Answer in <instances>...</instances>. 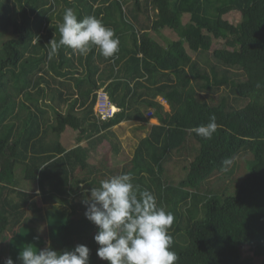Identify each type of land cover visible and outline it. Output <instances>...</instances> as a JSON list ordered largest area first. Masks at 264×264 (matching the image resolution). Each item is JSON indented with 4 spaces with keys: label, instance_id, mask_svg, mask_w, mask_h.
Listing matches in <instances>:
<instances>
[{
    "label": "trees",
    "instance_id": "16d2710c",
    "mask_svg": "<svg viewBox=\"0 0 264 264\" xmlns=\"http://www.w3.org/2000/svg\"><path fill=\"white\" fill-rule=\"evenodd\" d=\"M69 8L112 29L118 53L62 46L50 55ZM163 30L175 33L167 46ZM104 98L111 117L95 111ZM212 115L211 139L189 131ZM125 121L149 133L111 165L94 149L108 139L117 155L111 128ZM66 128L77 131L70 150L59 140ZM122 173L174 215L178 264H264V0H0V264L5 243L28 228L44 247L83 244L90 264H107L84 213L91 189Z\"/></svg>",
    "mask_w": 264,
    "mask_h": 264
},
{
    "label": "clouds",
    "instance_id": "9594fccd",
    "mask_svg": "<svg viewBox=\"0 0 264 264\" xmlns=\"http://www.w3.org/2000/svg\"><path fill=\"white\" fill-rule=\"evenodd\" d=\"M60 39L51 40L50 55L62 46L78 54L99 48L105 58L119 51V38L100 19L87 16L78 20L72 9H66L58 25ZM218 124L215 115L207 124L189 129L204 139H211ZM131 173H122L100 182L91 189L92 202L87 203L85 218L97 226L93 237L98 245L96 256L107 264H178L179 256L172 250L173 237L169 229L174 215L157 206L156 197L147 190H137ZM39 239V237H34ZM90 249L83 244L71 250L57 251L49 245L37 248L25 246L19 252L20 264H90ZM3 264H15L11 256Z\"/></svg>",
    "mask_w": 264,
    "mask_h": 264
},
{
    "label": "crops",
    "instance_id": "0c3cea01",
    "mask_svg": "<svg viewBox=\"0 0 264 264\" xmlns=\"http://www.w3.org/2000/svg\"><path fill=\"white\" fill-rule=\"evenodd\" d=\"M79 72L75 75L76 77L81 78L83 76V70L80 67ZM68 77H70V80H68V82H66V85L69 87H75L74 85V81H72V77L71 75H69ZM74 77V76H73ZM85 88V87H84ZM87 88V87H86ZM76 97H72V99H75ZM49 100L52 99H47L46 101L48 102ZM157 103H160L164 109V111H169V105L168 103L162 98V97H156L154 99ZM64 105L62 106L63 109ZM76 111H80L81 112L84 109L79 108V104L76 106ZM148 110H153V108H149ZM147 110V111H148ZM150 123L151 124H157V121L153 118H150ZM142 124L135 122V123H131V122H121L119 125L117 126H113L111 128L112 131V140L114 141V137L116 138V140H119L120 142V151L117 155H115L114 153H112V149H111V145H110V141L107 140H103L100 144H97V146L95 147L94 151L96 152V154H104V153H108L110 152L111 155L109 156L110 162L109 164H117L119 166H121L122 164L125 163V161H127L126 159L124 161L120 162L121 157H123V155L129 156V159L132 157V151L135 148L137 142L139 141L140 138H144L148 133H149V129L146 127H142ZM60 144L61 146L65 149V150H70L72 148H75L77 145V131L72 130L71 128H66L64 132H62L61 137H60ZM81 146H85L86 142L84 140L80 141L79 143ZM105 146H109L107 148H105ZM94 151L92 150L91 153L93 154ZM109 151V152H108ZM128 151H131L130 153ZM95 155V153L93 154ZM111 157H114L113 159Z\"/></svg>",
    "mask_w": 264,
    "mask_h": 264
},
{
    "label": "rangeland",
    "instance_id": "374dc122",
    "mask_svg": "<svg viewBox=\"0 0 264 264\" xmlns=\"http://www.w3.org/2000/svg\"><path fill=\"white\" fill-rule=\"evenodd\" d=\"M223 16L227 20L234 22V23H237L242 18V15H240L238 12H229L227 14L225 13V14H223ZM163 35L165 37L164 41H162V44L164 46H167V44H169L171 42V40H172L171 37L172 38L175 37V33L170 31V30H163ZM213 46L214 47L222 46V42L220 43V42L214 40ZM107 147H109V146H105V148H107ZM128 152L130 153L131 151H128ZM109 155H111L110 152H109ZM111 158L113 159L114 157H111ZM126 158H127V156L123 155V157H121V159H120V162L124 161ZM31 187L32 186L30 185V188ZM37 201H38V204L40 205L41 201L39 200V198ZM43 209H45V206ZM45 224H46V232L48 234V231H50V226L46 222L43 224V227H42L43 229L45 227ZM36 233H40V232L38 230H35V234ZM32 236H33V229L28 228L23 233H20L18 236L14 237L11 241L8 240L5 243L6 247H4V250H3L4 258L11 256L13 258V260L15 261V264H20V261L18 259V255H19V252L23 249V247L34 245L35 247H37L39 249V248H43L44 247L43 244H46L48 242V240L46 241V240H43L42 238H39L38 240L34 239V238H32ZM240 251H241V254L243 257H245V258L252 257V253L249 251V249L246 246H242L240 248ZM252 258L254 259L255 263L261 264L260 258H254V257H252Z\"/></svg>",
    "mask_w": 264,
    "mask_h": 264
},
{
    "label": "built area",
    "instance_id": "2783aa9c",
    "mask_svg": "<svg viewBox=\"0 0 264 264\" xmlns=\"http://www.w3.org/2000/svg\"><path fill=\"white\" fill-rule=\"evenodd\" d=\"M98 97H102L101 94L98 93ZM95 111L101 118H107L113 115V113L116 111V108L113 105H111L108 101H106V99L104 98L98 101V104L95 107ZM151 116H152V112L148 111L147 117H151Z\"/></svg>",
    "mask_w": 264,
    "mask_h": 264
}]
</instances>
